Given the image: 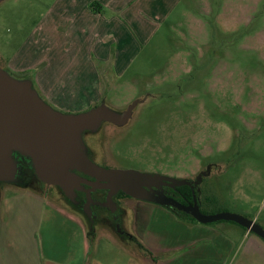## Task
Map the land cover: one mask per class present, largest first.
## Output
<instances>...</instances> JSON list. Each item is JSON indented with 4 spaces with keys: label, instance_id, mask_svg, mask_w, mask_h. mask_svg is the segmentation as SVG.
Returning a JSON list of instances; mask_svg holds the SVG:
<instances>
[{
    "label": "rangeland",
    "instance_id": "obj_1",
    "mask_svg": "<svg viewBox=\"0 0 264 264\" xmlns=\"http://www.w3.org/2000/svg\"><path fill=\"white\" fill-rule=\"evenodd\" d=\"M71 1L0 0V69L34 84L54 58L73 62L78 34L82 41L84 36L80 25L70 24ZM150 22L155 31L139 42L124 73L112 70L114 46L104 62L92 54L99 100L82 112L103 102L122 114L136 103L126 124L104 122L89 131L93 160L173 179L203 176V214H237L264 229V0H182L169 16ZM91 37L92 46L99 45ZM89 45L82 44L81 52ZM77 60L88 65L85 56ZM67 69L61 70L64 78L80 74ZM28 172L29 183L0 182V199L10 200L0 204V256L7 264H86L96 255L110 261L119 256L116 246L133 244L119 239L111 222L89 224L57 186L46 188L32 168ZM40 194L41 214L28 199ZM132 201L116 232L137 238L149 231L162 244L167 231L178 244L179 222L162 207ZM219 224L233 225H210ZM210 235L211 243H224L223 235L218 241ZM138 249L140 258H150L146 248ZM230 249L227 244L216 253L220 264Z\"/></svg>",
    "mask_w": 264,
    "mask_h": 264
},
{
    "label": "crops",
    "instance_id": "obj_2",
    "mask_svg": "<svg viewBox=\"0 0 264 264\" xmlns=\"http://www.w3.org/2000/svg\"><path fill=\"white\" fill-rule=\"evenodd\" d=\"M182 0H73L71 1L70 24L80 25L82 28L80 33L83 34L82 41L78 34V39L71 36L70 40H76L75 52L73 54V62L66 64V60H58L54 58L46 66L47 68L40 71L34 80L37 89L42 93L44 101L54 106L59 111L65 113H81L84 109L91 107L93 102L99 99V79L95 70V62L92 56L97 58L98 62H104L110 58L111 47L114 46L115 62L112 70L116 74H122L128 68L130 59L136 56L139 50V42L146 40L147 37L155 31V24L148 21H156L157 18H165L169 16ZM98 2L101 6V13L97 14L91 9V5ZM63 15V13H59ZM81 21H78V20ZM71 25V27H72ZM89 36V37H88ZM96 36L99 45L92 46ZM108 40L104 43V40ZM90 43L88 52H81V45ZM74 45V42H73ZM78 47V48H77ZM93 54V55H92ZM88 55V56H87ZM88 58L82 67L78 65L79 57ZM57 57V55H56ZM12 64V63H11ZM20 63H17L19 65ZM71 64V66H70ZM76 73L77 69L80 74L78 77L64 78L61 71L64 67H72ZM67 69V70H68ZM87 73V76H85ZM40 95V94H39ZM41 97V96H40ZM42 98V97H41ZM42 98V99H43ZM44 197H28L29 204L38 209L39 213H44L43 201L37 199ZM5 197L0 199L2 206ZM41 202V203H40ZM10 204V203H9ZM40 209V210H39ZM165 213L174 218L182 226L180 232V241L172 242L167 231L165 236L169 240L163 238L162 244L156 242L153 235L148 232H138L137 238L144 236V240L134 238L129 232H116V228L110 227L105 222H98L101 226L110 227L123 241L131 240L133 244L116 246L118 258L115 260H104L103 258L89 257L86 264H220L217 252L226 246H231L228 250V256L222 261V264H264V241L248 230L233 225H210L200 224L183 218L176 212L165 209ZM78 211V210H77ZM80 212V211H79ZM82 213V212H80ZM89 224L92 225L91 219L85 215ZM124 218V216L122 217ZM90 219V220H89ZM149 229V228H148ZM213 232V233H212ZM221 238L225 237L224 243L219 245L217 242L211 243V235ZM90 238V237H89ZM88 238V239H89ZM145 239L147 243L145 242ZM121 241V240H119ZM142 243H141V242ZM123 243V242H122ZM146 248L150 253V258H140L138 245ZM37 250V249H36ZM174 255V253H177ZM174 255V256H173ZM216 255V259H215ZM38 257V256H37ZM0 264H7L6 260L0 256ZM12 264V263H11ZM14 264V263H13Z\"/></svg>",
    "mask_w": 264,
    "mask_h": 264
},
{
    "label": "water",
    "instance_id": "obj_3",
    "mask_svg": "<svg viewBox=\"0 0 264 264\" xmlns=\"http://www.w3.org/2000/svg\"><path fill=\"white\" fill-rule=\"evenodd\" d=\"M136 103L120 114L110 110L103 102L86 112L72 114L55 110L47 104L33 87L32 81H19L0 69V182H16L19 164L13 155L18 152L29 158L38 179L47 186L60 187L72 197L74 187L85 184L91 192L109 190L112 196L122 191L127 196L163 207H172L192 216L200 224L233 222L264 240V229L252 220L231 213L208 216L201 212L197 198L184 205L153 190V184L164 180L169 186L195 187L197 181L178 180L134 170L106 169L95 164L87 155L82 135L97 131L104 122L125 124ZM76 172L92 177H81ZM91 217V196L86 205Z\"/></svg>",
    "mask_w": 264,
    "mask_h": 264
},
{
    "label": "flooded vegetation",
    "instance_id": "obj_4",
    "mask_svg": "<svg viewBox=\"0 0 264 264\" xmlns=\"http://www.w3.org/2000/svg\"><path fill=\"white\" fill-rule=\"evenodd\" d=\"M50 106H52V105H50ZM52 107L55 110H58L54 106H52ZM61 112H63V111H61ZM63 113H65V112H63ZM106 123H109V122H106ZM109 124L112 125V126H115L112 123H109ZM90 134L91 133H89V131H86L82 135L83 143H84V146L87 149V155H88V157L95 164H97V165H99V166H101L103 168L113 169V168H110L109 166H106V165L105 166L100 165V164L96 163L93 160V158H92L93 153L89 149V146H88L87 141H86V137H89ZM14 159L20 165L26 161V158L25 157L23 158V156H21L18 152H15ZM25 164H23V166L25 165V173H24L23 180H24V182L29 183L31 181V179L29 180V177L31 176L30 175L31 173L28 172L29 168L26 169V167L28 166V164L27 163H25ZM30 166L32 167V163H31ZM30 166H28V167H30ZM32 173L35 174L34 170H32ZM76 173L78 175H80L81 177H84V178L88 179L89 181H95V179L92 178V177L86 176V175H84L82 173H79V172H76ZM153 175H156V174H153ZM160 176L167 177L165 175H160ZM197 179L198 178L191 179V180H188V181L195 182V181H197ZM204 179L205 178L203 176H201V178H200V184L202 183V181ZM178 180H183V179H178ZM41 183L44 184V185H46L43 182H41ZM200 184L198 186L193 187V188L192 187H189V186H183V187H188L191 190L192 200H189L184 195V192L181 190L182 187L173 188V187L169 186L168 183L166 181H164V180H160L158 182H155L153 184V190L154 191H157L158 193H160V194H162L164 196H166L167 198H171V199L176 200L177 202H179L181 204L188 205V204H193V202H194V196L198 200V197L200 195V188H199L200 187ZM46 188H54V187L53 186H47L46 185ZM56 188L63 193L64 197H66L65 198L66 201L69 204H71V206L74 207L75 210H78V211L82 212L85 215L88 214L85 207H86V205L88 203V196L90 194V196H91V210H92V215L89 218L91 220H94V223L95 222H103V223L105 222L107 224V223L111 222V223L114 224L115 228L118 225L120 226V221H122V217L125 214L124 213L125 209L128 208L127 206H128V202L130 201V199H133L132 202H135V204H137L138 206H139V204H149V202L140 201V200L131 198V197L127 196L125 193H123L122 191H119L118 193H116V194H114L112 196V203L113 204H111V203H108V200H107L108 199L109 192H110L109 190L97 189L94 192H91V189H92L91 186H88V185H85V184H81V185H78V186L74 187V194H73L72 197H67L65 195V193L63 192V190L60 187L57 186ZM198 203H199V201H198ZM152 204L155 205V206H157V207H162V208L169 209V210L175 212L174 210H172V209H174L172 207H163V206H160V205L154 204V203H151L150 205H152Z\"/></svg>",
    "mask_w": 264,
    "mask_h": 264
},
{
    "label": "trees",
    "instance_id": "obj_5",
    "mask_svg": "<svg viewBox=\"0 0 264 264\" xmlns=\"http://www.w3.org/2000/svg\"><path fill=\"white\" fill-rule=\"evenodd\" d=\"M91 9L93 10V12H95V13H97V14H100L101 13V6H100V4L98 3V2H94L92 5H91ZM33 87L35 88V86H34V84H33ZM24 158V157H23ZM26 158V157H25ZM31 160L29 159V158H26V161L24 162V163H22L20 166H19V174H18V178H17V181L16 182H18V181H23V177H24V173H25V163H27L28 164V166H30L31 165V162H30ZM23 164H25L24 166H23ZM26 167V169L27 168H32L31 166L30 167ZM32 170H33V168H32ZM181 190L184 192V195L189 199V200H192V193H191V190L188 188V187H182L181 188ZM172 210H174L178 215H180L181 217H183V218H188V219H190V221H192V222H194V223H198L192 216H190V215H188V214H186V213H183V212H181V211H178V210H175V209H172ZM230 224H233V225H236V226H238V227H240V228H242V229H244L245 231H247V229H245V228H243V227H241V226H239V225H237V224H235V223H233V222H229ZM252 234H254V233H252ZM264 241V240H263Z\"/></svg>",
    "mask_w": 264,
    "mask_h": 264
}]
</instances>
